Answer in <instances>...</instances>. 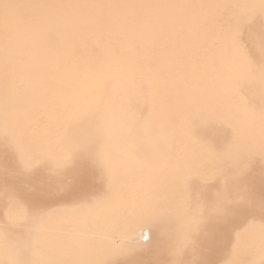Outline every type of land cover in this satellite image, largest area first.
Listing matches in <instances>:
<instances>
[{
	"label": "bare ground",
	"instance_id": "obj_1",
	"mask_svg": "<svg viewBox=\"0 0 264 264\" xmlns=\"http://www.w3.org/2000/svg\"><path fill=\"white\" fill-rule=\"evenodd\" d=\"M0 264H264V0H0Z\"/></svg>",
	"mask_w": 264,
	"mask_h": 264
}]
</instances>
